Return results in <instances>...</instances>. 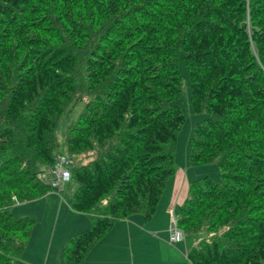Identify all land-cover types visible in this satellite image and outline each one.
I'll list each match as a JSON object with an SVG mask.
<instances>
[{
  "label": "trees",
  "instance_id": "trees-1",
  "mask_svg": "<svg viewBox=\"0 0 264 264\" xmlns=\"http://www.w3.org/2000/svg\"><path fill=\"white\" fill-rule=\"evenodd\" d=\"M181 59L207 115L189 164L220 169L190 183L176 216L185 237L213 235L187 258L264 264V0H0V264H26L37 221L12 209L52 192L41 174L58 123L84 99L66 144L90 159L72 171L71 207L92 225L67 239L63 264H85L116 222L154 218L186 123Z\"/></svg>",
  "mask_w": 264,
  "mask_h": 264
},
{
  "label": "crops",
  "instance_id": "crops-1",
  "mask_svg": "<svg viewBox=\"0 0 264 264\" xmlns=\"http://www.w3.org/2000/svg\"><path fill=\"white\" fill-rule=\"evenodd\" d=\"M190 167L177 168L151 221L136 214L116 222L114 227L88 254L85 264H191L189 250L202 239L199 235L186 236L172 246L169 244L171 215L178 216L180 207L189 196ZM61 194L48 193L35 201L18 204L12 213L18 217L37 219L28 247L22 256L26 264H63L62 254L67 239L89 229V216L72 210L60 201ZM36 234V236H35Z\"/></svg>",
  "mask_w": 264,
  "mask_h": 264
},
{
  "label": "rangeland",
  "instance_id": "rangeland-1",
  "mask_svg": "<svg viewBox=\"0 0 264 264\" xmlns=\"http://www.w3.org/2000/svg\"><path fill=\"white\" fill-rule=\"evenodd\" d=\"M180 71L183 78L182 83V98L177 101L175 104L179 105L186 116V123L183 125L179 136L178 141L176 144V167H184L185 165H189L190 167V176L193 174H197L195 177L197 179H201L204 177H210L213 180H218L220 177V169L218 167V163L214 162L209 165L199 166V167H191L189 164V158H190V144H191V138L193 136V132L195 129V126L203 121L207 115L206 114H196L193 112L192 106H191V88L189 83V77L188 73L186 71V68L183 64L182 59L180 60ZM83 69H81L80 72V78L84 77ZM87 103V99H84L80 102H76L73 107L62 117L60 122L58 123L57 129H56V135L57 139L59 141V147L57 150V153L64 154L68 156L67 153V131L68 128L76 123L79 120V117L85 107V104ZM73 159V166L71 167V170L73 171L75 168L86 165L90 162V159H85L83 156H73L71 157ZM78 183L74 178L71 179L70 182L65 183L63 186V192H62V198L60 197V201L64 205H68L70 200H73V196L75 191L77 190ZM50 193H57V192H50ZM72 203V201H71ZM18 207V205L14 206ZM13 207V208H14ZM178 217V216H177ZM18 218V217H17ZM37 220V219H35ZM38 222V221H37ZM225 229H222L220 231V234L223 233ZM196 235H199V237L202 240H210L212 238V234L207 231H202L200 233H197ZM36 236V234H35Z\"/></svg>",
  "mask_w": 264,
  "mask_h": 264
},
{
  "label": "built area",
  "instance_id": "built-area-1",
  "mask_svg": "<svg viewBox=\"0 0 264 264\" xmlns=\"http://www.w3.org/2000/svg\"><path fill=\"white\" fill-rule=\"evenodd\" d=\"M73 159L64 154H58L56 163L41 174V180L51 186L52 191L61 194L63 186L73 178L71 167ZM185 239L184 232L178 226L176 215H171L169 244L175 246Z\"/></svg>",
  "mask_w": 264,
  "mask_h": 264
}]
</instances>
